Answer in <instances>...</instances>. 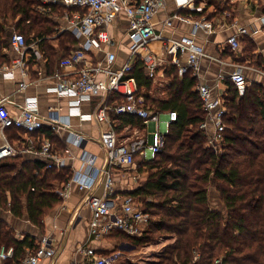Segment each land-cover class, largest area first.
<instances>
[{
	"label": "trees",
	"instance_id": "trees-1",
	"mask_svg": "<svg viewBox=\"0 0 264 264\" xmlns=\"http://www.w3.org/2000/svg\"><path fill=\"white\" fill-rule=\"evenodd\" d=\"M42 0H0V52L8 46L13 32L23 34L28 43L44 39L43 50L55 63L67 59L78 45L70 32L49 40L57 25L38 12ZM165 77L171 80L165 100L146 95L153 90V81L145 65L137 60L125 79H134L138 94L146 106L156 113L177 112V120L169 125L163 151L153 160L138 162V170L146 178L132 196L152 218L153 223L140 238L115 232L110 237L144 246L160 233L173 236L175 242L149 264H264V89L251 84L244 97L226 79L223 94L228 109L224 142L215 152L208 145L201 129L206 119L200 98L197 77L188 72L183 78L175 66H169ZM113 99L119 101L118 97ZM117 133L127 126L145 128L135 116L117 115ZM15 129V128H8ZM17 130V129H15ZM19 131V130H17ZM44 129L34 137L51 138ZM17 135L25 136L19 131ZM17 135H14L16 137ZM53 141V140H52ZM139 156L135 157V162ZM69 168H47L42 160L25 161L21 157L0 160V210L15 217L27 216L30 223L44 232L46 217L62 204L61 185L72 176ZM212 194L218 198L212 201ZM161 235V236H162ZM0 246L13 247L16 264L27 256L26 249L37 246L26 237L16 240L12 230L0 218Z\"/></svg>",
	"mask_w": 264,
	"mask_h": 264
},
{
	"label": "built area",
	"instance_id": "built-area-1",
	"mask_svg": "<svg viewBox=\"0 0 264 264\" xmlns=\"http://www.w3.org/2000/svg\"><path fill=\"white\" fill-rule=\"evenodd\" d=\"M206 0H175L177 9L185 15L176 13L166 21L171 25L172 20L192 24L194 36L199 30L204 29L208 33L216 32L212 21L205 18L195 20L191 17L193 12L202 13ZM221 9H224L228 0H217ZM262 2L264 0H256ZM52 6H58L67 11L64 12L66 27H60V31H69L77 39L78 46L71 55L62 62V66H79L75 73L67 70L56 72L45 77L55 83V91L59 96L72 97V104L76 109L85 101H91L94 97L102 98L98 104L94 118L97 123H111V115L135 116L141 119L145 126L150 120L158 123L157 131L153 134V143L149 145L145 136L139 137L129 143L121 142L118 133L111 128L102 134L100 143L106 152V162L101 169L94 167L95 157L85 153L83 162L90 168V174L76 173L73 179L64 185L60 192L62 199H67L71 194V184L75 182L81 190L92 188L97 181L105 177V194L102 197L93 194L88 195L86 205L92 211L90 221V237L93 240H102L115 232H122L131 237H142L149 227L155 223V219L147 213L130 195L116 194L114 173L119 170H130L136 167L135 157L153 160L160 154L166 143L169 125L177 120V112H169L168 121L161 120L159 113L146 106L144 96L138 94V87L134 79H125L132 72L134 64L139 59L145 65L147 75L153 83L165 77L169 66H175L179 77L192 72L198 75L201 61L205 56L204 48L195 42L194 38L184 37L181 40L173 38L164 39L155 30L154 18L158 11L166 6V0H42L40 11L44 14L54 15L50 10ZM126 13L130 19L127 35L131 41V54L128 61L120 68H115L117 55L108 53L106 63L95 64L90 58L93 50L103 51L107 45H113L106 27L111 25L120 13ZM227 11L224 15L227 19ZM224 18V20L226 21ZM217 24H225L221 19ZM236 32L227 40V45L237 52L241 47V38L253 37L260 31L250 27H243L238 21L231 24ZM221 28V27H220ZM41 40V39H40ZM40 40H31L28 43L23 34L13 32L10 37V47L18 55L13 65L9 68H0L7 75L13 77L15 69H21L22 75L27 76V61L30 59H42L39 49ZM156 47V48H155ZM187 56V62L183 63L182 57ZM249 66L241 63L230 64L227 74L238 91L240 97H244L252 84L245 71ZM264 77V70H255ZM104 78L99 79V75ZM23 87L26 85L22 84ZM264 87V84H263ZM200 98L206 111V119L201 129L207 135V145L216 153L219 152L224 142L227 128L226 118L228 109L225 101L214 99L212 88L209 84H201L198 87ZM110 97H118L119 101L108 100ZM54 120V119H53ZM56 121H51L55 128ZM45 127V120L40 115L38 101L35 98L28 100L19 115H13L8 109L5 100L0 101V131L15 128L33 135L40 133ZM41 136H38L40 140ZM74 143L81 144L86 137L82 134H74ZM41 141V140H40ZM26 150L47 162V168H60L64 166V157L53 150L50 141H41L40 147L31 146ZM16 155L15 149L6 145L0 148V160ZM37 247L28 253L21 264H40L45 259H54L57 250L52 244L51 236H43ZM88 256L89 264H113L110 257L99 255L94 249L81 248ZM13 247L0 246V262L14 257ZM216 264H221L217 261Z\"/></svg>",
	"mask_w": 264,
	"mask_h": 264
},
{
	"label": "crops",
	"instance_id": "crops-1",
	"mask_svg": "<svg viewBox=\"0 0 264 264\" xmlns=\"http://www.w3.org/2000/svg\"><path fill=\"white\" fill-rule=\"evenodd\" d=\"M204 5L202 13L193 12L191 17L195 20L205 18L208 21H212L216 27V32L208 33L204 29H201L194 36L192 24L183 23L178 20H172L171 25L166 24L168 19L180 12L177 9L175 0H166V6L160 9L154 18L155 30L164 39L173 38L181 40L184 37L194 38L195 42L204 48L205 56L201 61L200 72L198 75H194L191 72L198 79L197 90L201 84H209L212 88L213 98L224 101L223 94L228 89L225 82L226 76L230 71V64L232 63H241L249 66L250 68L245 71L248 80L252 84H259L263 87L264 77L255 71L256 69L264 70V6L262 2L256 0H228L224 9H221L220 3L217 0H206ZM39 8L40 6L37 10L40 14L49 17L57 25L54 36L45 40H49L51 46L59 50V43L55 41L56 36L69 32L60 31V27H66L68 24L64 19V12L67 9L52 6L50 10L54 12V15L50 16L44 14ZM224 11L228 12L227 19L223 16ZM180 13L186 14L184 12ZM220 19L225 23L223 26L216 22V20ZM234 21H238L243 27H250L260 31L253 37H242L241 47L237 52H233L227 45L228 38L236 32V29L231 25ZM129 24V17L126 13L122 12L111 25L106 27L112 38L113 45H107L103 51L93 50L90 53V59L95 64H105L108 53H115L117 55L115 63V68L117 69H120L128 61L131 54V41L127 35ZM10 37H8V46L4 47L0 52V68L11 67L18 57L10 47ZM37 39L40 40V38H33V40ZM43 42L44 39H41L39 42V49L43 57L40 60L30 59L27 61V76H23L19 68L15 69L13 77L7 75L6 71L0 70V101L4 99L10 112L13 115H19L29 99H37L40 115L45 120V128L51 130V137H53L52 141L50 137L46 138L43 135V137H40V140L50 141L53 145V150L64 157L63 167L71 170L72 180L76 173L90 174V168L82 160L85 153L95 157V168L101 169L104 167L106 152L100 143V139L103 133L111 128L115 129L119 124V120L116 118V114H112L111 123H97L94 113L102 98L94 97L91 101L83 102L76 109L72 104V100H74L72 97L59 96L56 93L54 89L55 83L51 79L45 80V77L52 76L61 70H67L69 73H74L72 75H77L75 72L80 67L68 66L65 69L62 66L64 60L53 63L43 50ZM182 61L186 63L187 56H183ZM103 78L102 74L99 75V79L102 80ZM166 80V77L160 78L153 83V87L155 88L156 85L163 87ZM22 84L26 86L23 87ZM154 88L146 95L156 100H165V94L162 93L163 98H161V95L157 97ZM108 100L111 103L114 102L113 97H110ZM159 116L162 121L166 122L169 119V112L159 113ZM51 121H56L55 123L57 124H54L55 128H52ZM148 125L143 129L138 126H127L122 133H118L120 141L129 143L142 136H145L149 141ZM156 125L157 131V122ZM18 132L15 129L0 131V148L6 145L12 146L16 151V155L10 156L11 158L21 157L28 162L33 160L44 161L41 157L26 152V150L32 148L31 146L40 147L41 141L38 140V136L25 135L20 138L17 135ZM77 133L86 137V140L79 145L72 140L73 135ZM14 135L17 136L14 137ZM147 175V172H140L136 167L130 170L117 169L114 173L116 181L115 193L123 195V193L134 191ZM63 187L61 185L58 188H62L63 190ZM90 194L98 197L104 196L105 177L97 181L92 188L85 190H81L77 183L72 182L69 197L62 199V204L46 217L43 233L30 223L27 216L18 218L10 211L4 212L0 210V218L12 230L16 240L22 241L26 237H29L37 245L41 237L45 235L51 236L52 244L57 250V255L52 260L45 259L41 261L40 264H89L88 256L80 251L81 248L94 249L99 255L110 257L113 264H120V260L128 256V260H131L130 253L138 251L139 248L131 246V249L126 250L125 246L128 248L130 246L125 245L126 243L121 240L112 239L110 236L102 240H93L90 237V221L93 214L86 205V199ZM29 252L30 249L27 248V255ZM142 260L138 263H132L131 261V264L156 262L146 258ZM0 264L16 263L13 257L7 261L0 262Z\"/></svg>",
	"mask_w": 264,
	"mask_h": 264
},
{
	"label": "rangeland",
	"instance_id": "rangeland-1",
	"mask_svg": "<svg viewBox=\"0 0 264 264\" xmlns=\"http://www.w3.org/2000/svg\"><path fill=\"white\" fill-rule=\"evenodd\" d=\"M171 81V80H170ZM170 81H168V79L166 81H164V86H160V85H156L155 88H154V92L155 95H157V97H159L160 95L162 96L161 98H163V94H165L164 97H166L167 95V89L170 85ZM159 86V88H158ZM156 122L155 121H152L150 120L149 122V125H148V129H147V132H148V135H149V145H151L153 143V134L155 133L156 131ZM143 160H146L145 158H138L137 159V163H136V169H138V162L140 161H143ZM218 201V198L215 194H212V201L215 200V203L217 205H220ZM160 218H155V221H159ZM160 233H158L156 236H155V239L151 242H149L148 244L144 245V246H135L133 243L127 241L125 245H128L130 246V248L126 247L125 245V248L126 250H129L131 249V246L132 247H136V248H139L138 251H134V252H131V256H130V259L131 260H128L129 259V256L127 258H124V259H121L120 262L122 264H131V261L132 263H138V262H141L143 261L142 259L146 258V259H149L151 261H159V256H161L164 251L166 250L167 247H169V245L173 244L175 242V238L173 236H167V235H162ZM112 239H115L114 237H111ZM129 253V252H128ZM217 261H221V259H218L216 260ZM215 262V264H216ZM120 263V264H121Z\"/></svg>",
	"mask_w": 264,
	"mask_h": 264
}]
</instances>
